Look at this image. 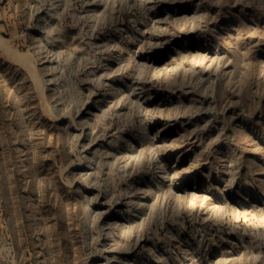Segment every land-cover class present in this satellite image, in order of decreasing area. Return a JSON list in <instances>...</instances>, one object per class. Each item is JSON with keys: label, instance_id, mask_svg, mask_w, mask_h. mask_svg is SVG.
Returning a JSON list of instances; mask_svg holds the SVG:
<instances>
[{"label": "rangeland", "instance_id": "374dc122", "mask_svg": "<svg viewBox=\"0 0 264 264\" xmlns=\"http://www.w3.org/2000/svg\"><path fill=\"white\" fill-rule=\"evenodd\" d=\"M0 264H264V0H0Z\"/></svg>", "mask_w": 264, "mask_h": 264}, {"label": "bare ground", "instance_id": "6f19581e", "mask_svg": "<svg viewBox=\"0 0 264 264\" xmlns=\"http://www.w3.org/2000/svg\"><path fill=\"white\" fill-rule=\"evenodd\" d=\"M259 208V207H258Z\"/></svg>", "mask_w": 264, "mask_h": 264}]
</instances>
